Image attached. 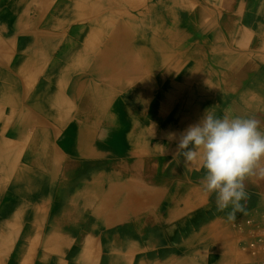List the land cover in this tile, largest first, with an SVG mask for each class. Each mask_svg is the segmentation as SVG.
<instances>
[{"label":"crops","instance_id":"obj_1","mask_svg":"<svg viewBox=\"0 0 264 264\" xmlns=\"http://www.w3.org/2000/svg\"><path fill=\"white\" fill-rule=\"evenodd\" d=\"M171 1L0 0V158H10L5 144L19 153L15 165L0 170V264L264 260V179L245 181L247 215L229 222L215 194L203 189L199 161L174 156L181 133L207 110L255 117L264 130V0H210L212 10L194 5L190 28L178 15L182 45L149 69L101 49L138 44L123 38L125 28L148 40L159 30L144 22L156 5H166L170 17L186 4ZM124 14L132 17L123 22ZM203 78L210 86H200ZM91 85L107 96L93 120L85 112ZM126 94L143 99L125 104ZM201 97L206 102L196 101ZM48 123L49 145L64 160L37 170L35 135L41 140ZM247 220L256 224L242 234L236 225Z\"/></svg>","mask_w":264,"mask_h":264},{"label":"clouds","instance_id":"obj_2","mask_svg":"<svg viewBox=\"0 0 264 264\" xmlns=\"http://www.w3.org/2000/svg\"><path fill=\"white\" fill-rule=\"evenodd\" d=\"M255 117H220L207 110L202 119L190 125L179 137L175 155L184 163L199 161L205 171L203 189L215 194L218 212L235 222L237 213L247 215L241 201H247L245 181L253 176L264 179V130ZM175 133L169 139H175Z\"/></svg>","mask_w":264,"mask_h":264},{"label":"rangeland","instance_id":"obj_3","mask_svg":"<svg viewBox=\"0 0 264 264\" xmlns=\"http://www.w3.org/2000/svg\"><path fill=\"white\" fill-rule=\"evenodd\" d=\"M173 2V0L171 1ZM203 4L202 6H200V1L197 0H186V4H184V6H182L181 8H177L174 10L175 14H171L170 17L167 15H164L162 12V6H155V10L156 12H153L151 15H149V17L144 21L145 23H147L146 25L153 27H158L159 30L154 32H151L153 35L149 36L150 37V42H148L149 45H147L146 48L136 44V45H129L128 43L120 45L114 42H109L107 43V46L105 48H101L103 49V51H105V54H110L108 55V57L114 56L116 54L120 55L119 59L120 60H125V59H133L136 62H140L138 65L139 66H145V68L149 69L151 64L154 62L156 63L158 60H163L164 58L168 59L169 58V52H170V57L173 56L172 54L175 53L177 47L182 45L181 41H178L176 39V34L171 33L170 31L173 28H176L178 25V15L182 14L184 15V20L188 22H185L187 24H185V28H190L189 27V23H194L195 19H191L192 17H189L190 14H195V7H202V8H206L208 10H212V1L210 0H202ZM118 5L117 3H112L111 5L108 6H116ZM186 5V6H185ZM216 6V5H215ZM218 11L220 10V4H218ZM124 13H127V11H124ZM125 15V14H124ZM132 16H123V22H125V19L130 18ZM223 17H218L217 23H220L222 21ZM127 21V20H126ZM127 22H131L130 20H128ZM193 36V35H192ZM192 36H186L187 38H191ZM204 36V42L206 41V36L207 35H203ZM209 37V36H207ZM132 55V56H130ZM145 57V59H142V57ZM210 58V57H209ZM97 61H95L94 63H92V67H94L96 65ZM173 60H172V64L173 65ZM117 64V61H116ZM175 65V64H174ZM215 70V69H214ZM135 74V73H134ZM130 75V74H128ZM136 77V76H133ZM93 83H97V79L96 81L91 80ZM201 85H203L204 83H206L208 86H210V81L211 79L205 80L200 79ZM250 81V80H249ZM144 82V81H143ZM254 86L258 87V88H262V83L259 79H255L254 80ZM125 86V87H124ZM206 86V85H204ZM127 88V86L125 84L122 85V89ZM128 98H133L131 101L128 100ZM140 99L142 100V96L138 97V96H132L129 94L123 95L122 96V102L126 103H137L140 101ZM207 98H198V100H196L198 103H204L206 102ZM125 110L121 111V114L123 116V118H125L124 114L129 117L130 116V111L128 110V108L126 109L124 107ZM120 113V112H119ZM130 118V117H129ZM47 127L43 129V134H42V139L40 140V136L35 135L37 138H39L38 141H34V146H35V150L34 151V161L36 162V167L37 170H51L52 165L55 162V159L53 158V154L56 150H54L53 147H51L49 145V141L52 138L51 132H52V127L51 125L45 124ZM5 149V154H10V158L7 160H4L2 157L0 158V170H2V167L4 165V163L8 164L9 167H12L13 165L16 164V160H15V156H17L18 158V149H13L12 146L6 145L4 146ZM14 152V154H13ZM47 155V156H46ZM14 156V157H13ZM49 157V159L46 160V166L47 168H43L44 165V161L46 157ZM16 158V159H17ZM62 158V157H61ZM18 160V159H17ZM64 160V158H62L61 162ZM68 218V217H65ZM64 220V219H63ZM72 221V219H69ZM38 221V219L34 218L33 223L31 222L30 227L35 226V222ZM66 221V220H64ZM255 220H247L245 222V226L244 224H238L236 225V228L239 229L240 231H242V234H244V228L246 227H253L255 226ZM33 238H35V235H30L29 232L26 233L25 235V239L28 243H31L33 241ZM251 240H255L253 238H251L250 240H248L245 243V246H248L249 242ZM243 245V244H242ZM72 257V256H71ZM260 264H264V260H261Z\"/></svg>","mask_w":264,"mask_h":264},{"label":"bare ground","instance_id":"obj_4","mask_svg":"<svg viewBox=\"0 0 264 264\" xmlns=\"http://www.w3.org/2000/svg\"><path fill=\"white\" fill-rule=\"evenodd\" d=\"M111 4L112 3H110L109 5H111ZM107 6H108V4H107ZM128 6L130 7V4ZM162 9L163 10H168V8L166 7V5L162 6ZM153 11L156 12L155 9H153ZM137 32H140V31H137ZM170 32L173 33V34H176V39L177 40L180 39V36L177 34V31H176L175 28H173ZM190 36H192V35H190ZM123 38L124 39L131 38L133 41H137L138 44L140 46L144 47V48H146L147 45H149L148 42H150V40H151L150 37H149L148 40L141 41L139 39L138 35H136V34L134 35V33L128 32L126 30V28L123 31ZM256 79H258V78H256ZM89 90H90L91 93L89 92L86 95V104L87 105H86V111L85 112L90 113V115L88 117H89L90 120H93V119H97L100 116L101 110L103 109V104L102 103L105 102V100L107 99V96L105 94H103V91H102V89L100 87H94L93 85H91V87L89 88ZM84 132L85 131L83 130V127L82 126L80 128H78L76 130V132L74 133L75 134L74 140L76 141L77 139H80L82 137V135H83ZM53 156L55 157V164H54L53 167L54 168H57L58 165L61 163V160L62 159L60 158V155H59V152L58 151H56ZM47 159H49V157H46L45 158L44 165H43V168L44 169L47 168V166H46V160Z\"/></svg>","mask_w":264,"mask_h":264},{"label":"built area","instance_id":"obj_5","mask_svg":"<svg viewBox=\"0 0 264 264\" xmlns=\"http://www.w3.org/2000/svg\"><path fill=\"white\" fill-rule=\"evenodd\" d=\"M258 242H260V241H258ZM260 246H262V248H263L262 251H264V244H262V245H260ZM251 247L255 249V248H256V245H255V244H252Z\"/></svg>","mask_w":264,"mask_h":264}]
</instances>
